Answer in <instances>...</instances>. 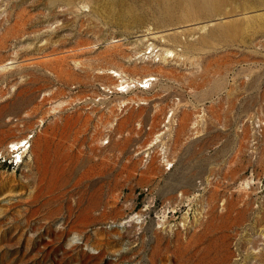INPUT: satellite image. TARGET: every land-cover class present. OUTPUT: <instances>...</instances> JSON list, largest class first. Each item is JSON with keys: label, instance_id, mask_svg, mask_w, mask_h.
Segmentation results:
<instances>
[{"label": "rangeland", "instance_id": "obj_1", "mask_svg": "<svg viewBox=\"0 0 264 264\" xmlns=\"http://www.w3.org/2000/svg\"><path fill=\"white\" fill-rule=\"evenodd\" d=\"M151 2L0 0V264H264V30L160 23ZM178 25L190 44L159 36ZM50 30L83 34L79 63L34 61Z\"/></svg>", "mask_w": 264, "mask_h": 264}, {"label": "bare ground", "instance_id": "obj_2", "mask_svg": "<svg viewBox=\"0 0 264 264\" xmlns=\"http://www.w3.org/2000/svg\"><path fill=\"white\" fill-rule=\"evenodd\" d=\"M121 1L124 2V0H108V3L111 4V6L113 8H115L121 3ZM227 1L228 0H152V2L154 3V8H155L154 9L155 17H156L157 21L160 23H165L167 21L175 19L177 17L178 13L183 15V16H186V17H191V16L201 15L204 12H215V15H216L215 19H211V20L209 19L206 22H202L200 24L195 25L196 29H198L199 31L202 32L207 28L209 29V28L214 27L211 29L210 33L216 34L217 31H216L215 27H218V32H220L219 34H224L225 37H227V38L228 37L231 38V37L235 36L237 33L242 32L247 27L249 28L250 24L255 26L258 30L260 29V31L264 30V11H262V12L259 11L260 13H257V14H248L252 10H264V0H245L244 1L245 5H241L240 8L231 7L229 10H224V5ZM55 2H59L60 4L67 6L68 8L72 9V11H73V9L75 11L83 9L85 6H90L91 10L93 9V11L96 8V0H55ZM126 8L127 9L125 11H123L124 15H128L130 17H133L135 19V21L141 22V20L144 19V17H146L144 12H138L137 9L134 8L131 4H128L126 6ZM256 12H258V11H256ZM237 14H246V16L244 15V17L230 18L231 16H234ZM227 17H229V18H227ZM225 18H227V19H225ZM51 19H52V16L50 17L49 22ZM217 19H220V20L218 21ZM45 21H48V18H45ZM194 23H195V21H194ZM179 27H182V28L178 29ZM173 29H174V27H173ZM171 30H172V27L165 28L163 30L165 32H163L161 34L160 33H157V34H160L159 36H161V38L164 37L165 40H172V42L173 41H177V42L182 41L186 44L191 43V41H190L191 39L186 41L185 39H187V37L184 35V38H183V35L179 34L180 32H185V31L189 30V28H186V27L183 28V25H178V26H175L174 31H171ZM21 31H25V30L18 29L15 32L13 31V33L15 34L17 32H21ZM54 31H56V30H50L49 31V37H46L48 34L47 35L43 34L41 36L40 35L37 36L38 40L36 42V46H39L38 42L41 41L43 39V37H46V38L43 39L44 42L41 44L43 47L38 48L39 51H37V53L42 52L43 53L42 56L36 57V56L32 55L33 59H36L34 61H37V64H39V63H44L46 65L51 64L55 68L58 67L59 65L61 67H63L65 65V63H69V59H73L75 62H78L79 61L78 56L80 55L81 51L83 50L82 46L87 45L89 43L83 37V34L81 32H79L76 35V40L73 41L72 38H70V37L54 38V36H53V33H55ZM152 33H153V31H152ZM6 34L7 33L2 34V37H6L7 36ZM95 35H96V33H95ZM243 35L244 34L242 33V36ZM239 36H241V35H239ZM101 37H102V35H101ZM242 38L244 40L248 41V39L246 37H242ZM1 42H0V44L3 45L4 43H1ZM90 43H91V41H90ZM35 53L36 52H34L32 54H35ZM166 54L169 56V54H172V51L167 50ZM109 55L114 56L113 52L110 50H109ZM29 57H31V56H29ZM29 57H27V59H29ZM2 61H3V59H0V66L4 65V64H1ZM51 61H56V62L52 63ZM110 73H112L113 76H116V77L120 74L118 72V70H110ZM155 79H156V77H154L153 74H151V73L148 75L146 74L142 78H133L132 80L121 78L119 80V82L116 83L115 86L118 87L117 90H128L129 88H131L132 86H136L137 84L140 87H150L152 84V81ZM132 83H134V84L132 85ZM68 136H69L68 133H65L62 136V139H67ZM83 140H84V137L80 136L78 134V132L74 135V143H75V141H83ZM27 144H28V140L26 138H23L20 140L11 141L9 147H12L13 149H16L17 151H19V150L23 149V147L26 149ZM57 153L60 154V151L58 150ZM21 159H22V155H21ZM168 161H171V160H168ZM73 163L74 162L64 163L63 164L64 167L61 168V171L67 172V173L72 172L74 170ZM188 191H189V189H185L183 194L188 193ZM180 200L182 202L183 197H181Z\"/></svg>", "mask_w": 264, "mask_h": 264}, {"label": "built area", "instance_id": "obj_3", "mask_svg": "<svg viewBox=\"0 0 264 264\" xmlns=\"http://www.w3.org/2000/svg\"><path fill=\"white\" fill-rule=\"evenodd\" d=\"M151 52H152V50L149 51V53H151Z\"/></svg>", "mask_w": 264, "mask_h": 264}]
</instances>
